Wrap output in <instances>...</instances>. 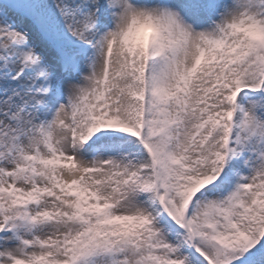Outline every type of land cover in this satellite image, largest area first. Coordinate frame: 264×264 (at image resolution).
<instances>
[{"label": "snow or ice", "instance_id": "1", "mask_svg": "<svg viewBox=\"0 0 264 264\" xmlns=\"http://www.w3.org/2000/svg\"><path fill=\"white\" fill-rule=\"evenodd\" d=\"M0 264H264V0H0Z\"/></svg>", "mask_w": 264, "mask_h": 264}]
</instances>
